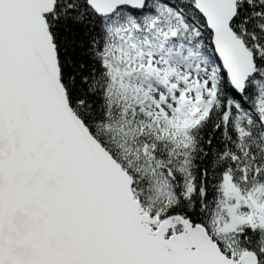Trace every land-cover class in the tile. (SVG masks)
Wrapping results in <instances>:
<instances>
[{"label": "snow or ice", "instance_id": "obj_1", "mask_svg": "<svg viewBox=\"0 0 264 264\" xmlns=\"http://www.w3.org/2000/svg\"><path fill=\"white\" fill-rule=\"evenodd\" d=\"M0 264H264V0H0Z\"/></svg>", "mask_w": 264, "mask_h": 264}]
</instances>
